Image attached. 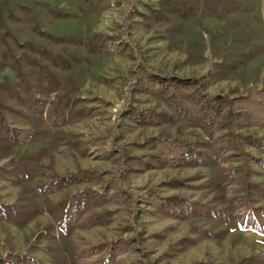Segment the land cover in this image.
<instances>
[{
	"label": "rangeland",
	"instance_id": "374dc122",
	"mask_svg": "<svg viewBox=\"0 0 264 264\" xmlns=\"http://www.w3.org/2000/svg\"><path fill=\"white\" fill-rule=\"evenodd\" d=\"M157 1L108 0L97 10L79 0H0V103L14 111L2 112V125L30 126L27 94L44 104L32 142L9 149L0 127V204L15 209L0 218V257L32 249L36 264H101L107 242L134 239L116 264H264V127L234 125L226 113L211 134L178 120L143 125L122 117L137 63L228 98L264 89V0H190L189 19L148 26L139 3ZM46 76L55 90H40ZM132 106L173 116L165 100L143 91ZM188 133L201 160L169 166L151 157V139ZM121 151L138 163L117 176ZM24 156L32 157L29 178L11 168L10 159L21 165ZM81 171L87 176L52 190L53 181ZM113 179L133 204L108 202L85 222H60L48 210L69 191H103ZM154 192L195 208L187 217L166 215L148 203Z\"/></svg>",
	"mask_w": 264,
	"mask_h": 264
},
{
	"label": "trees",
	"instance_id": "16d2710c",
	"mask_svg": "<svg viewBox=\"0 0 264 264\" xmlns=\"http://www.w3.org/2000/svg\"><path fill=\"white\" fill-rule=\"evenodd\" d=\"M120 2V0H117ZM108 0H79L80 6L84 9H105ZM145 12L138 13L141 19L148 24H162L173 27L177 20L189 19L195 14L196 6L190 0H158L155 8L144 3H139ZM128 9H134L128 6ZM129 16V15H128ZM59 42L68 41L67 37L57 38ZM123 47L129 49L126 40L120 41ZM139 75L133 86L128 87L123 97L122 117L133 122L134 124H149L156 120L160 121H181L191 126H199L205 133L211 134L218 124L219 118L224 113L232 124L240 122L250 123L255 126L264 127V89L249 88L244 95L228 98L222 93H209L204 91L205 86L193 78H180L171 75H162L153 71L143 63H137ZM45 83L41 86L43 92L55 90L57 88L56 80L46 76L43 78ZM143 91L150 96H156L163 99L173 111V116L164 117L156 115L154 112H144L132 106L134 94ZM27 94V93H26ZM23 98V97H22ZM30 103V109H33L34 117L28 128H14L2 125V112L12 111V109L0 103V127L3 133V139L8 148L11 149L16 145H23L32 142L40 133L42 125L43 102L35 99L33 94H27L23 104ZM37 108H40L37 112ZM56 115V120L63 121L67 114ZM41 121V122H40ZM40 122V123H39ZM148 146L154 151L151 157L161 165L176 166L180 163H191L201 160L203 153L200 151V143L196 137L188 133L184 137H162L153 138L149 141ZM25 158V159H24ZM11 168L17 170L20 177L29 178L28 166L32 164L31 156H24L20 160L21 165L10 159ZM18 160V161H20ZM117 176L125 170L132 169L133 164L138 161L131 157L125 151H121V157ZM17 161V162H18ZM26 166V167H22ZM1 170V169H0ZM5 170V169H2ZM87 176L86 172H79L74 177H64L52 182V190H57L67 184L75 183L80 178ZM96 179L94 177H91ZM97 181V180H96ZM116 179L111 183L105 184L103 191H97L90 187H83L74 191H69L64 198L56 203H49L48 210L58 221H70L79 219L85 222L89 214L94 213L95 208L108 202L114 203H134V195L125 188L119 186ZM114 187L113 191H110ZM148 203L166 215L187 217L195 208V205L185 198L178 196L163 197L161 194L154 192L149 194ZM15 214V209L6 204H0V218H9ZM133 240H119L107 242L102 246L105 249L104 258L100 260L101 264H116L117 256L129 246L133 245ZM32 249H28L24 254L9 253L5 257H0V264H36L38 261L32 257Z\"/></svg>",
	"mask_w": 264,
	"mask_h": 264
}]
</instances>
